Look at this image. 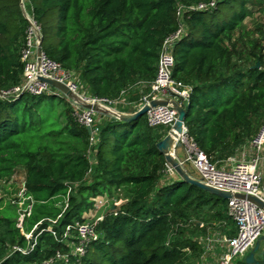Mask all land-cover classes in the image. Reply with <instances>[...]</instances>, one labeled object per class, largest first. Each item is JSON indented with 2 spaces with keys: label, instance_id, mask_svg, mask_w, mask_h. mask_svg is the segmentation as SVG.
Wrapping results in <instances>:
<instances>
[{
  "label": "trees",
  "instance_id": "obj_1",
  "mask_svg": "<svg viewBox=\"0 0 264 264\" xmlns=\"http://www.w3.org/2000/svg\"><path fill=\"white\" fill-rule=\"evenodd\" d=\"M24 2L40 25L42 50L77 73L86 93L115 100L124 91L127 104L117 107L126 113L137 110L155 78L162 42L178 27L177 9L185 7L172 76L192 87L184 105L188 135L220 164L264 119L263 46L244 24L264 11V0ZM27 26L20 0H0V91L22 82ZM100 116L92 144L70 100L53 86L41 94L0 96V181L20 177L33 200L23 221V231L32 234L26 239L15 208L4 207L0 197V264H43L68 252L65 227L86 221L94 199L114 191L122 203L97 223L98 239L66 264H195L212 221L220 234L235 235L226 199L165 174L157 143L167 127L148 126L145 115L129 122Z\"/></svg>",
  "mask_w": 264,
  "mask_h": 264
},
{
  "label": "built area",
  "instance_id": "obj_2",
  "mask_svg": "<svg viewBox=\"0 0 264 264\" xmlns=\"http://www.w3.org/2000/svg\"><path fill=\"white\" fill-rule=\"evenodd\" d=\"M213 4V1L208 4L200 3L195 8L201 9ZM20 7L28 24L21 50L23 79L19 85L12 89L0 91V96H19L24 92L41 94L50 91L52 86L39 80V76L64 84L71 94L67 98L71 102L74 115L80 124L90 128V141L94 144L97 140L98 128L96 125L101 120L100 115H110L117 118V115L122 112L117 109L118 104H127L124 99L125 92L122 91L120 97L115 100L86 93L81 88L77 73L65 69L59 62L50 58L42 48L41 50L38 49L41 38L40 25L32 14L27 11L24 0L20 2ZM188 8L194 7L190 6ZM185 9L182 6L177 9L178 27L162 42L155 78L148 85L147 91L141 95L138 104H136L137 110L144 105H149L152 100H174L183 108L188 101L192 91L191 85L185 84L172 76L174 67L173 49L184 31L182 15ZM53 88L58 94H63L58 88ZM91 105H95L98 110L88 107ZM144 115L148 126L163 125L168 128L167 133L178 117L177 111L170 104L150 106ZM182 124V132L174 137V146L182 147L184 157L177 160L185 169L189 166V170L193 172V175L189 174L190 176L208 186L228 191L232 195L235 193L249 194L264 200V183L261 170L264 165V119L255 135L247 142L252 155L245 157L243 154L240 156L234 154L221 161L220 164L209 160L204 151L188 135L184 121ZM245 145H243V148ZM165 174L169 176L176 174L174 168L167 161L165 163ZM21 184V195L16 197L15 200L19 205L16 210V225L25 238L30 239L32 234L23 231V221L31 213L33 200L26 193L24 182ZM107 197L109 196L101 195L94 199V207L89 212L90 216L86 213V221L76 222L65 227L61 239L68 246V252L58 251L54 257L43 261V264H50L54 260H60L66 264L70 260V256L80 257L85 253L88 245L98 239L96 225L103 220L104 215H97L95 212L111 200ZM226 200L227 213L236 227V233L233 236L222 233L215 240V243L219 244L222 250L215 264H232L235 259H243L256 240L264 235V212L262 209L246 199L235 196ZM94 213L96 215H93ZM52 233L55 235L54 231ZM18 250L21 249L18 248Z\"/></svg>",
  "mask_w": 264,
  "mask_h": 264
},
{
  "label": "water",
  "instance_id": "obj_3",
  "mask_svg": "<svg viewBox=\"0 0 264 264\" xmlns=\"http://www.w3.org/2000/svg\"><path fill=\"white\" fill-rule=\"evenodd\" d=\"M22 0H20L21 2ZM41 40L42 37L40 38V43H39V50H41ZM255 67H259V62L256 63ZM39 80L44 81L48 84H50L53 87L58 88L65 96L70 97V92L68 88L60 83L57 82L56 80L50 79V78H45V77H38ZM170 104L178 113L177 120L171 127V129L168 131V133L162 138L157 143V149L161 154L164 155L165 160L174 168L176 174L186 183L197 186L210 194H213L215 196H218L222 199H227L232 196L246 199L256 205L258 208L262 209L264 212V200L261 198L254 196V195H249V194H241V193H235L231 194L228 191H223L216 189L214 187L208 186L201 182L198 179L193 178L192 176L189 175L187 169L181 166V164L178 162L176 157L174 156V144L171 146L172 142L174 141L173 138L182 132V123L185 119V113L186 110L182 106H180L176 101L174 100H152L150 101L149 105H144L142 106L139 110L133 112V113H126V112H121L117 115V118L121 121L124 122H129L132 121L140 116H143L147 110L150 108V106H157V105H167ZM94 110H98V108L95 105L88 106ZM88 133L91 132L90 128H86ZM261 242L264 243V235L260 236L254 246L251 248V250L244 256L243 262L245 264H264V247L261 248ZM260 252V258H256V253Z\"/></svg>",
  "mask_w": 264,
  "mask_h": 264
},
{
  "label": "rangeland",
  "instance_id": "obj_4",
  "mask_svg": "<svg viewBox=\"0 0 264 264\" xmlns=\"http://www.w3.org/2000/svg\"><path fill=\"white\" fill-rule=\"evenodd\" d=\"M245 26L247 27V30L254 31L253 36H256L259 40H261L262 46H263V53H264V35L261 33V29L264 30V11H256L253 13L252 16L248 17L245 22ZM256 28V29H255ZM242 40H247L242 39ZM242 40L237 39V43L239 48H243L245 51H247V47L242 45ZM141 97V96H140ZM140 99V98H139ZM135 103L137 102L136 100H133ZM118 109V107H117ZM119 110V109H118ZM258 124L256 126L254 134L257 132L259 126L261 125V122L263 119L258 120ZM253 134V135H254ZM252 135V136H253ZM164 138V137H163ZM175 151H177V154L180 158L184 157L183 149L181 146H174V154ZM174 178L179 177L178 174L173 175ZM180 178V177H179ZM88 181H90L88 179ZM22 191V184H21V178L16 176L13 179L9 181H0V197L3 200V205L4 207H13L15 210L18 208V204L16 203V197H19L21 194L20 192ZM111 198V200L102 207H100L95 213L97 215H104L111 209L120 206L121 202V194L118 191H114L111 194V197H107V199ZM90 210L89 212H91ZM89 212L87 213L88 216ZM93 215H96V214ZM91 215V216H93ZM219 224L216 223V221H212L211 226L208 227V234L205 237H202L201 244L203 246V255L200 260H198L197 263L195 264H215L217 262V258L219 254L221 253V247L219 244L215 243V240L219 237L221 233V228L217 227ZM238 259H235L232 264H236ZM240 260V259H239ZM243 260V259H242Z\"/></svg>",
  "mask_w": 264,
  "mask_h": 264
},
{
  "label": "crops",
  "instance_id": "obj_5",
  "mask_svg": "<svg viewBox=\"0 0 264 264\" xmlns=\"http://www.w3.org/2000/svg\"><path fill=\"white\" fill-rule=\"evenodd\" d=\"M173 144H174V143L172 142L171 146H172ZM244 145H245V144H244ZM236 154H238L239 156L243 154L245 157H250V156L252 155L251 151H249V148H248V146H247V143H246V145L244 146V148H243V146H242V147L236 152ZM174 156H175L176 159H178V160H181V159H182V158H180V157L178 156L177 151H175ZM187 169H189V166L187 167ZM261 170H262V173H263V183H264V165L262 166ZM238 260H239V259H238ZM240 260H242V259H240Z\"/></svg>",
  "mask_w": 264,
  "mask_h": 264
},
{
  "label": "flooded vegetation",
  "instance_id": "obj_6",
  "mask_svg": "<svg viewBox=\"0 0 264 264\" xmlns=\"http://www.w3.org/2000/svg\"><path fill=\"white\" fill-rule=\"evenodd\" d=\"M254 244H255V243H254ZM253 246H254V245H253ZM253 246H252V247H253ZM252 247H251V248H252ZM262 247H264V243H263V242H261V248H262ZM251 248L246 252V254L251 250ZM246 254H245V255H246ZM245 255H244V256H245ZM255 256H256V258H260V252L256 253ZM243 258H244V257H243Z\"/></svg>",
  "mask_w": 264,
  "mask_h": 264
},
{
  "label": "bare ground",
  "instance_id": "obj_7",
  "mask_svg": "<svg viewBox=\"0 0 264 264\" xmlns=\"http://www.w3.org/2000/svg\"><path fill=\"white\" fill-rule=\"evenodd\" d=\"M173 140H174V138H173ZM173 143H174V141H173ZM173 146V145H172Z\"/></svg>",
  "mask_w": 264,
  "mask_h": 264
}]
</instances>
